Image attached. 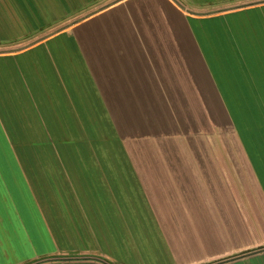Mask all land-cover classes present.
Masks as SVG:
<instances>
[{"label": "crops", "instance_id": "crops-1", "mask_svg": "<svg viewBox=\"0 0 264 264\" xmlns=\"http://www.w3.org/2000/svg\"><path fill=\"white\" fill-rule=\"evenodd\" d=\"M180 1L0 0V264H201L259 240L236 208L229 236L228 168L189 139L231 105L213 34L264 3ZM222 3L241 6L189 11Z\"/></svg>", "mask_w": 264, "mask_h": 264}, {"label": "rangeland", "instance_id": "rangeland-1", "mask_svg": "<svg viewBox=\"0 0 264 264\" xmlns=\"http://www.w3.org/2000/svg\"><path fill=\"white\" fill-rule=\"evenodd\" d=\"M255 3H264V0L243 2L244 5ZM238 6L241 4L222 3L202 9L192 8L189 11L197 15H223L229 9ZM260 13V24L241 27L244 34L242 42L237 40V37L241 39V32L237 31L241 28L238 26H228L230 30L227 33L217 31L213 34L217 37L215 41L230 39L229 43L222 41V44L213 41V51L219 63L218 72L224 79L230 107L212 106L211 120L205 123L197 121L195 132L190 135V139L187 137L164 139L165 148L174 152L169 155L173 160H177L178 156L174 151L175 146H187L189 139L194 141L196 147H206V149L210 147L212 150L211 154H208V151L197 153L195 159L197 163L222 162L221 164L228 168L226 190L229 203V236H232L231 224L235 221L231 217L234 208L243 209L244 216L248 220H251L252 216L254 223L258 222L259 225L257 242L253 244L250 241L246 242L241 248L229 249L226 257L219 261L201 264H264V250L260 251L264 249V10ZM249 17L255 19L253 14ZM245 29L251 33L254 40L255 37L257 40H247ZM223 32L227 37L224 35L221 38ZM213 151H220L221 154ZM252 154L255 161L253 167L248 161V156L251 158ZM187 156L189 155L179 154V160ZM189 157L191 158V155ZM255 158H258V161ZM256 168L260 175L259 184L254 175ZM215 188L216 186L212 187L213 191ZM232 199L234 206L231 205ZM230 243L229 248L237 246L233 241Z\"/></svg>", "mask_w": 264, "mask_h": 264}, {"label": "water", "instance_id": "water-1", "mask_svg": "<svg viewBox=\"0 0 264 264\" xmlns=\"http://www.w3.org/2000/svg\"><path fill=\"white\" fill-rule=\"evenodd\" d=\"M179 3H180V5L182 6V7H184V8H186V5L182 2V1H180V0H177ZM262 250H264V249H261L260 251H262ZM84 257H62V258H48V259H42V260H39V261H37V262H35L34 264H39V263H42V262H47V261H54V260H77V259H83ZM103 262H106V263H108L107 261H105V260H103V259H101Z\"/></svg>", "mask_w": 264, "mask_h": 264}]
</instances>
